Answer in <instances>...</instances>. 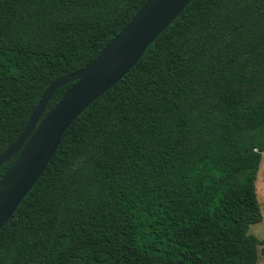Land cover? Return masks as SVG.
<instances>
[{
	"label": "trees",
	"instance_id": "16d2710c",
	"mask_svg": "<svg viewBox=\"0 0 264 264\" xmlns=\"http://www.w3.org/2000/svg\"><path fill=\"white\" fill-rule=\"evenodd\" d=\"M147 1L0 0V156ZM263 160L264 0H194L73 122L0 264H258Z\"/></svg>",
	"mask_w": 264,
	"mask_h": 264
},
{
	"label": "water",
	"instance_id": "95a60500",
	"mask_svg": "<svg viewBox=\"0 0 264 264\" xmlns=\"http://www.w3.org/2000/svg\"><path fill=\"white\" fill-rule=\"evenodd\" d=\"M194 0H148L131 22L84 69L54 81L18 140L0 156V168L19 156L0 181V232L53 161L73 122L117 85L147 49ZM75 83L40 122L53 95Z\"/></svg>",
	"mask_w": 264,
	"mask_h": 264
},
{
	"label": "rangeland",
	"instance_id": "374dc122",
	"mask_svg": "<svg viewBox=\"0 0 264 264\" xmlns=\"http://www.w3.org/2000/svg\"><path fill=\"white\" fill-rule=\"evenodd\" d=\"M257 190L259 202L261 204V209L263 213V221L259 224L253 225L251 227L250 233L258 237L260 240L264 241V160L258 175ZM258 264H264L263 257H261Z\"/></svg>",
	"mask_w": 264,
	"mask_h": 264
}]
</instances>
